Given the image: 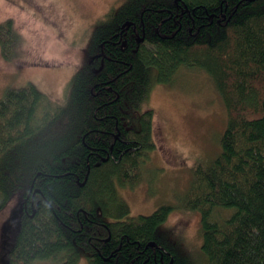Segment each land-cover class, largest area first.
I'll return each mask as SVG.
<instances>
[{
    "label": "trees",
    "instance_id": "16d2710c",
    "mask_svg": "<svg viewBox=\"0 0 264 264\" xmlns=\"http://www.w3.org/2000/svg\"><path fill=\"white\" fill-rule=\"evenodd\" d=\"M21 42L0 23L6 60ZM184 69L205 72L227 112L221 152L185 204L201 215L194 260L159 234L171 206L131 216L119 194L155 148L153 89ZM12 201L20 225L0 264H264V0H127L99 20L63 103L33 84L7 89L0 211Z\"/></svg>",
    "mask_w": 264,
    "mask_h": 264
},
{
    "label": "rangeland",
    "instance_id": "374dc122",
    "mask_svg": "<svg viewBox=\"0 0 264 264\" xmlns=\"http://www.w3.org/2000/svg\"><path fill=\"white\" fill-rule=\"evenodd\" d=\"M127 0H0V23L13 20L21 36L14 60L0 48V99L7 89L33 84L63 103L66 87L88 54L95 27L111 9ZM174 85L153 89L155 148L145 157L134 185L120 187L131 216L150 215L167 205L172 210L159 227L162 241L191 259L201 253L203 233L199 212L185 207L197 170H205L221 152L227 112L209 76L184 69ZM17 201L0 211V244L9 248L19 230ZM33 264H61L38 261ZM76 264H89L87 255Z\"/></svg>",
    "mask_w": 264,
    "mask_h": 264
},
{
    "label": "flooded vegetation",
    "instance_id": "af4514ba",
    "mask_svg": "<svg viewBox=\"0 0 264 264\" xmlns=\"http://www.w3.org/2000/svg\"><path fill=\"white\" fill-rule=\"evenodd\" d=\"M24 208V207H21V209Z\"/></svg>",
    "mask_w": 264,
    "mask_h": 264
}]
</instances>
